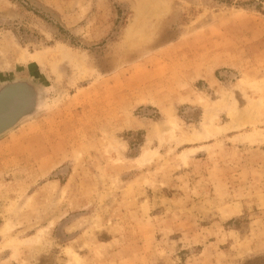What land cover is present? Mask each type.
I'll list each match as a JSON object with an SVG mask.
<instances>
[{
    "label": "rangeland",
    "instance_id": "obj_1",
    "mask_svg": "<svg viewBox=\"0 0 264 264\" xmlns=\"http://www.w3.org/2000/svg\"><path fill=\"white\" fill-rule=\"evenodd\" d=\"M31 75L0 264H264V0H0V79Z\"/></svg>",
    "mask_w": 264,
    "mask_h": 264
},
{
    "label": "water",
    "instance_id": "obj_2",
    "mask_svg": "<svg viewBox=\"0 0 264 264\" xmlns=\"http://www.w3.org/2000/svg\"><path fill=\"white\" fill-rule=\"evenodd\" d=\"M51 94L48 80L40 76L0 79V140L46 112Z\"/></svg>",
    "mask_w": 264,
    "mask_h": 264
}]
</instances>
